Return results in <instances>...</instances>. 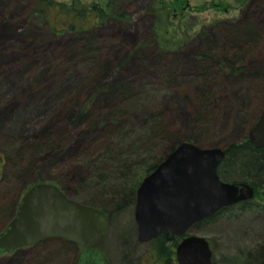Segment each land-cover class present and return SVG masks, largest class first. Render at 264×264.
Segmentation results:
<instances>
[{"label": "rangeland", "instance_id": "374dc122", "mask_svg": "<svg viewBox=\"0 0 264 264\" xmlns=\"http://www.w3.org/2000/svg\"><path fill=\"white\" fill-rule=\"evenodd\" d=\"M49 1L73 0H0V206L10 207L0 213V232L33 184L65 179L75 186L74 198L95 197L111 210L108 246L112 264L164 262L172 257L168 242L160 239L152 250L149 243L138 242L137 191L129 204L127 200L118 203L122 208L106 201L112 197L109 191L122 186L134 193L147 175L145 166L134 164L145 154L162 155L159 134L149 129L151 120L157 118L188 140L193 130L188 114L201 82L214 98L212 115L198 135L202 146L227 147L250 140V131L264 109V0H81L105 15L102 21H93V51L87 53L76 51L80 48L77 39L62 29L68 17L56 16ZM233 25L255 31L258 38L246 49L242 41L244 52L232 60V49L239 48L230 40L228 30ZM211 32L216 35L213 39L206 36ZM208 45L213 48L208 52L212 61L202 57ZM100 59H107L114 72L130 78L132 86L145 93L137 108L148 114L138 120L132 116L122 126L129 137L110 139L120 143V158L131 167L125 171L130 177L125 181L107 172V167L101 169L113 161L104 154L105 135L111 129L104 128L109 108L93 81V66ZM233 66L238 69L231 74ZM202 71L209 73V81L200 76ZM87 105L94 114L88 128L71 119L69 124L57 122L60 111L72 106L84 110ZM51 123H57L64 133L59 144L32 149L40 139L41 127ZM118 127L112 130L121 131ZM90 154L94 160L105 157L91 171L86 158ZM77 167L81 176L74 173ZM137 176L136 187L130 181ZM255 187L256 195L247 208L234 204L189 230L209 239L214 264H260L264 260L259 259L264 243V175ZM23 252L25 257L1 254L0 264H75L78 255L62 238H51Z\"/></svg>", "mask_w": 264, "mask_h": 264}, {"label": "water", "instance_id": "95a60500", "mask_svg": "<svg viewBox=\"0 0 264 264\" xmlns=\"http://www.w3.org/2000/svg\"><path fill=\"white\" fill-rule=\"evenodd\" d=\"M249 137L255 147H264V110ZM226 152V147L183 140L143 178L135 207L140 242L166 230L169 237L183 236L176 248L179 264H214L209 239L189 230L224 207L253 198L256 192L247 181L221 178L218 168ZM108 236L105 210L43 181L26 191L15 216L0 232V254L60 237L78 245L76 264H112Z\"/></svg>", "mask_w": 264, "mask_h": 264}, {"label": "trees", "instance_id": "16d2710c", "mask_svg": "<svg viewBox=\"0 0 264 264\" xmlns=\"http://www.w3.org/2000/svg\"><path fill=\"white\" fill-rule=\"evenodd\" d=\"M49 2H50L49 3L50 6H52L55 9V12L57 14L56 16L62 17L63 15L68 17L69 20L67 21V24H65V26H62V29L69 33H72V40L77 39L80 48L76 49V51L81 53L82 52L87 53L93 51L92 45L94 39H93L92 29L96 26L95 23H98L103 20L105 16L103 14V11H99L97 6L95 5L89 6L83 3L81 0H73L71 3H65L60 1H49ZM90 19L91 22H89ZM93 21H95V23H93ZM233 26H231V28L228 30L230 40L232 42V45L235 42L234 45L239 46V48H237L238 50L236 49L234 50L232 49L234 47H232L231 48L232 51L230 48H228L231 51L230 58H232V60L244 52V50H242L241 48L242 41L247 43V46L245 47L246 49L247 47H250L249 46L250 43L254 42L258 38L257 33L252 30L247 31L248 29L247 27L240 29L241 26L238 27L237 25H233ZM206 36H209V38L213 39L215 38L216 35L215 33L211 32ZM243 37L245 38L243 39ZM207 48L208 49H206V51L202 54V57L206 61L207 60L212 61L213 55L212 53L209 54L208 52H212L211 49L213 48H211L210 45H208ZM93 67L95 70L93 75V81L97 86V92L100 94L102 100L104 101L105 103L104 105H106V108L107 109L109 108L105 119L108 120L106 122L107 126L105 124L104 128L105 129L107 128V131L110 128L111 129L105 135L106 144L108 146L104 147L105 150L104 154L105 157L107 156V159L109 161L112 160L114 163V164L109 163L107 166L101 167V169L107 167V172H114L116 175H120L124 179V181L126 180L125 178L129 180L130 177L127 174H125V171L128 170V172H130L131 167L128 165L127 161H124L120 158L123 154V148L119 146L120 144L119 142H114L110 139H112L114 135L115 136L118 135L117 137H121L120 139H123L127 136L129 137L130 135H124L125 133L122 129V126L125 125L128 120H132V116L133 117L135 116V118H137L136 120H138L143 115L148 114V111H146V109L137 108L138 105L141 104L142 98H144L145 93H143L142 89H137L134 86H132V81L130 78L121 75L119 72H114L110 62L107 59L96 60ZM237 69L238 68H235L234 66L232 68H229L231 74L236 72ZM200 76L202 77L205 76V78L208 81L210 79L208 72L202 71L200 73ZM203 83L201 82V85L198 86L195 103L192 107V110L188 114L190 124L193 125L192 128L193 130L189 133L190 136L188 137V140L194 141L199 145H202V143L199 141L198 135H202L201 133L202 124H206L207 119L209 120V117H211L212 115L210 106L214 100L212 93L208 92L206 88H204ZM117 100L118 102H116ZM85 109L83 110L81 107L77 108V106L66 108L65 110L60 111L58 115H56V118L58 119L57 122H62V123L67 122L69 124L71 119L73 124H77V125L87 124V126L84 127L86 129L88 128L89 123L90 125L91 123H93L90 122V120L91 119L93 120L94 114H92V111H89L88 105ZM157 121H158L157 118L151 120L152 126L150 125L149 129L153 128L152 130H154V132H157L159 134V138L162 143V155L159 156L156 154L152 156H147L145 154L144 157L139 158L138 162L135 161L136 163L134 164L137 165L135 166L137 168L139 166H145L146 167L145 170L147 174L153 171L157 167L159 162L162 159H164L172 150H174L175 147L181 141H183L182 138H179L175 134L172 128H170L167 125L163 126L161 123H158ZM96 123H98V125L96 126L100 128L99 122L96 121ZM117 126H120L118 128H121L122 130L117 132L113 131L112 127H117ZM155 129L157 130L155 131ZM39 136L40 139H38L32 145V149L34 150L39 148L40 146L43 147L57 146L61 141V139L63 138L64 133L62 132L60 127L57 126V123H51L49 125L41 127ZM226 149H227L226 156L218 168V173L221 176V178L226 181H247L257 186L260 180V176L264 175V147L262 148L255 147L250 140H247L245 143L231 144L227 146ZM148 151L152 152L151 149H149ZM124 152L128 153L127 151ZM90 155L91 156L88 157L87 155L86 157L88 158L87 165L89 171H91L90 167L95 166L97 162L105 159V157H99V159L96 158L94 160L92 157L95 155L92 154ZM74 171H75L74 173L78 176L81 174V168L79 167L75 168ZM228 175L231 176L234 175V177H229ZM241 176L244 178H241ZM139 178L140 177L137 176L135 179H133V181L130 182L135 183L134 185L137 187V185L139 184V180H138ZM53 182L57 183L70 197H73L71 194L76 193L75 186H73V184L69 183L65 179L53 181ZM120 187L121 188L119 189L115 188L109 191V194L112 197H108L106 201L109 202L111 205L114 204L117 205L119 202L122 203L125 202L126 200H127V204H129L131 196L132 197L135 196V193L137 191V190L135 191L133 190L134 193H131L129 192L130 190L128 188L122 186ZM80 201L100 207L103 210H105V212L109 216L111 215V210L108 208V206L104 205V203L102 202L101 203L97 202L95 197L86 200L80 199ZM251 202L252 199H249L239 202L236 205L241 209H243V208H247L248 207L247 205ZM120 204H118V207L122 208L124 205L122 206ZM7 206L8 204L1 205L0 213L3 211H7L10 208L9 206L8 207ZM230 208L231 207H225L207 219L213 218ZM47 240L42 241V243L46 242ZM62 240L67 242L66 239H62ZM70 244L78 250V245H76L75 243H70ZM262 246H264V243ZM262 246L260 248L259 259L263 260L264 247ZM164 262L165 264H178L176 261H173V258L171 256H169ZM164 262L157 261V264ZM260 264H264V260Z\"/></svg>", "mask_w": 264, "mask_h": 264}, {"label": "flooded vegetation", "instance_id": "af4514ba", "mask_svg": "<svg viewBox=\"0 0 264 264\" xmlns=\"http://www.w3.org/2000/svg\"><path fill=\"white\" fill-rule=\"evenodd\" d=\"M261 116V115H260ZM260 118V117H259ZM258 122V121H257ZM256 122V123H257ZM254 127V126H253ZM252 127V128H253ZM249 139H250V137H249ZM252 143V142H251ZM152 172V171H151ZM150 172V173H151ZM148 175V174H147ZM136 200H137V194H136V198H135V204H134V206L136 207ZM242 202V201H241ZM135 207H134V220H135V223H136V226H137V239H138V242L139 243H149V245H150V249L149 250H152V249H154V248H152V246L154 247V244H156L157 243V241L158 240H160V239H162L161 241L162 242H164V243H169L170 245V250L172 251V258H173V261H176L177 263H179L178 262V260H177V253H176V248H177V241L178 240H180L183 236H181V235H177V234H174V235H172L171 237H169V236H167V232H166V230H164V231H162L156 238H153L152 240H150V241H147V242H140L139 241V230H138V222H137V220H136V216H135ZM220 211V210H219ZM218 211V212H219ZM109 219H110V216H109ZM110 221V220H109ZM178 239V240H177ZM70 242V241H69ZM40 243H42V242H40ZM40 243H38V244H35V245H31V246H26V247H23V248H19V249H16L15 251H12V252H10V253H13V254H18V255H21V256H23V257H25L26 256V253H24L23 251H26L27 249H31V250H33L36 246H38V245H40ZM70 243H72V242H70ZM78 254H79V250H78ZM27 258V257H26ZM77 258H78V255H77ZM77 258H76V260H75V264H76V262H77ZM175 262V263H176Z\"/></svg>", "mask_w": 264, "mask_h": 264}, {"label": "bare ground", "instance_id": "6f19581e", "mask_svg": "<svg viewBox=\"0 0 264 264\" xmlns=\"http://www.w3.org/2000/svg\"><path fill=\"white\" fill-rule=\"evenodd\" d=\"M264 110V109H263Z\"/></svg>", "mask_w": 264, "mask_h": 264}]
</instances>
